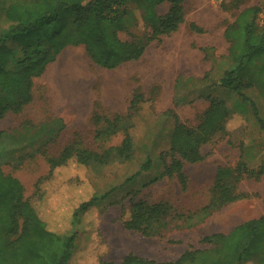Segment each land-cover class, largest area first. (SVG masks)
Returning <instances> with one entry per match:
<instances>
[{
	"label": "rangeland",
	"instance_id": "obj_1",
	"mask_svg": "<svg viewBox=\"0 0 264 264\" xmlns=\"http://www.w3.org/2000/svg\"><path fill=\"white\" fill-rule=\"evenodd\" d=\"M256 5L264 10V0H227L222 4L186 0V20L177 32L149 43L140 60L114 70L95 65L84 47H68L41 78H34L33 103L22 113L9 112L0 120V133L18 136L15 142L8 140L4 145L11 151L0 155L2 170L21 181L25 198L29 199L36 192L38 179L49 171L48 157L58 155L66 146L78 142L103 152L120 145L122 133L107 142L95 139V114L124 117L119 127L127 130L133 140L130 158L114 154L104 166L70 164L59 171L56 180L46 184V188L53 190L74 179L89 196L100 197L86 224L83 221L78 225L82 233L77 242L79 248L87 246L85 226L91 229V238L97 232L102 234L104 243L97 248V254H91V260L102 256L106 261L121 264L125 257L134 255L156 263H175L189 248L203 249L202 238L228 234L246 221L264 217L263 177L260 181L243 179L237 189L239 200L202 225L198 226L196 220L192 228H185L172 222L164 240L144 238L123 226L130 217L133 201L164 202L171 205L173 212L196 213L210 201L219 167L234 168L240 161L253 165L259 162L264 151V94L249 89L239 96L221 83L232 64L224 31L241 10ZM168 9L167 4L161 6L159 14L165 15ZM192 23L204 32L193 31ZM258 23L264 25V11ZM120 38L141 43L147 40L146 34L135 26L120 33ZM136 95L140 98L132 110L131 100ZM209 97L223 101L230 111L227 134L215 136L203 147L205 158L201 163L185 165L189 180L184 190L176 178L161 177L165 171L161 155L171 147L174 115L188 126H197L210 105ZM3 98L4 92L0 100ZM51 121L59 125H43ZM35 134L41 138L31 142L29 137ZM164 159L170 163L169 157ZM148 160L150 168L143 169ZM69 190L70 186H65L64 192ZM41 205L36 208L44 217ZM7 226L5 210L0 206V242ZM168 240L179 244H170ZM96 247L93 245V249ZM79 250L71 264L85 258ZM30 264L38 263L35 259Z\"/></svg>",
	"mask_w": 264,
	"mask_h": 264
},
{
	"label": "trees",
	"instance_id": "obj_2",
	"mask_svg": "<svg viewBox=\"0 0 264 264\" xmlns=\"http://www.w3.org/2000/svg\"><path fill=\"white\" fill-rule=\"evenodd\" d=\"M185 2L0 0V89L4 92V98L0 100V120L9 112L22 113L33 103L34 78H41L68 47H84L92 62L106 70L138 61L149 43L177 32L185 23ZM166 4L168 12L160 15L159 8ZM262 11L263 8L258 5L241 10L224 31L230 45L232 64L225 71L221 83L239 96H244L249 89H257L264 94V25L258 23ZM131 26L146 34L145 43L120 38V33L128 31ZM191 29L197 33L204 32L194 23ZM139 98L136 95L131 100L132 110ZM208 100L210 105L197 126H188L174 115L171 147L161 155L165 170L161 177L176 178L184 190H187L189 180L185 165L201 163L205 158L203 147L211 143L215 136L227 134L226 125L231 116L229 109L223 101L212 97ZM123 120L120 114H115L114 118L95 114L93 123L98 127L95 139L107 142L122 133L120 145L103 152L85 148L78 142L66 146L58 155L48 157L49 171L38 179L36 192L29 199L25 198L21 181L6 175L0 162V206L8 219L4 240L0 242V264H30L35 259L38 264H71L79 249L78 252L84 253L85 258L77 264H116L104 260L102 256L91 260V254H97V248L104 242L100 232L91 238L88 226H85L84 233L87 246L80 245L79 248L77 245L82 234L78 225L83 221L86 224L88 214L100 197L96 194L89 196L82 184L78 185L74 179L53 190L46 188V184L56 180L59 171L70 164L104 166L114 154L123 159L130 158L133 140L127 130L119 127ZM43 125L58 126L59 123L51 121ZM17 137L0 133L3 143L0 155L11 151L4 145L8 140L15 142ZM29 138L31 142H36L41 137L35 134ZM164 156L170 158L169 164ZM148 168L150 160L143 165V169ZM263 177L264 151L254 165L249 161H240L234 168L219 167L210 201L196 213L173 212L171 205L164 202L149 204L133 201L130 217L123 222V226L144 238L164 240L172 222L185 228H192L196 220L198 226L202 225L239 200L237 189L243 179L260 181ZM68 185L70 190L64 192ZM38 205H44V217L38 212ZM200 242L203 249L189 248L175 263H156L128 255L121 264H264V217L246 221L228 234L206 236ZM168 243L179 244L171 240ZM93 245L97 246L96 249Z\"/></svg>",
	"mask_w": 264,
	"mask_h": 264
},
{
	"label": "built area",
	"instance_id": "obj_3",
	"mask_svg": "<svg viewBox=\"0 0 264 264\" xmlns=\"http://www.w3.org/2000/svg\"><path fill=\"white\" fill-rule=\"evenodd\" d=\"M213 3H217V4H222L223 2L227 1V0H210Z\"/></svg>",
	"mask_w": 264,
	"mask_h": 264
}]
</instances>
